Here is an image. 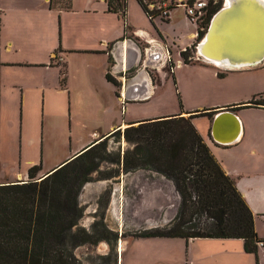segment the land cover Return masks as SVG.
Here are the masks:
<instances>
[{
	"label": "crops",
	"instance_id": "obj_1",
	"mask_svg": "<svg viewBox=\"0 0 264 264\" xmlns=\"http://www.w3.org/2000/svg\"><path fill=\"white\" fill-rule=\"evenodd\" d=\"M125 2V21H123L117 12L108 9V0H33L31 6L22 4L18 0H0V7L2 8L0 12L4 11V13H7L10 11L13 14L12 18L22 14L19 10L24 11V16L34 12L36 14L37 32L41 29L43 34L40 40H45L46 35L50 37L48 48L43 54L41 53L43 57L40 62H36L33 65L38 68L63 66L60 75L56 79L51 80L50 83L45 82L46 76L42 74L30 83L20 86L19 95L22 96V102L24 99L25 104V98L27 97L30 103L31 118L27 121L23 118V114L19 116V137L15 157L12 160L14 163L8 164L7 171L15 174H5L6 177H14L15 180L2 179L0 183L15 182L17 178L27 180L29 167L37 165L40 159H38L39 144L37 139L34 155L29 153L25 147V143H30L29 135H35L36 137L40 135L37 123L40 120L42 127L46 121L45 115L47 117L48 114L55 115L56 113L65 114L69 111L71 112V85L80 86L83 78H86L90 87L95 89L98 97L96 109L93 111L96 116L94 115L92 119L94 130H98L96 138L91 142H80L65 160L56 166L48 168L47 171L41 172V174L37 173V177L45 175L63 162L73 158L86 146L99 140L102 136H108L117 129L123 130L126 126L136 124L139 121L121 118V110L119 111V109L124 107L123 94L132 96L133 94L144 93L137 100H129V102H137L153 91V84L150 82L151 80L144 66L137 69L135 74H131L128 78L125 76V72L128 73L139 62L158 68L162 64L164 65V61L171 53V50L152 31L148 22L149 18L137 0H128V2L125 0ZM53 7L58 15L57 21ZM175 7L170 8L167 18H162V20L173 21V11L171 10ZM12 18L3 21V18L0 17V139L4 135V132L2 135L1 131L2 123L5 124V118L1 113L2 100L3 103L7 101L3 99L2 92H6L7 85L9 88H14L18 85L16 81L8 78L5 83V69H3V66L10 67L13 65L11 63L18 61L19 58L13 60L8 57V54H17L19 45H22L20 40L18 42L14 38L15 27L10 23ZM155 18L150 20L154 27L153 30L157 29L158 33L162 35L163 32L160 30L158 19ZM191 35L195 39L196 33L193 30L190 31ZM2 44L5 50L4 54L1 50ZM79 53L87 55L85 58V61H87V66L85 67L87 77H81L78 69L79 64H75L76 69L70 68L71 56H78ZM21 61L25 63V67L32 62L29 60ZM198 64H209L212 69L210 73L212 77L217 74L218 78H229L228 81L224 80L221 83L222 85H220V88L229 90V93L222 94L223 97L220 95V100L213 101L208 107L199 105V109L181 111L179 114H183V116L195 114L191 118L194 127L206 142L225 173L235 179L238 191L254 214V227L257 233L260 224H264L262 219V216H264V106L242 107L240 105L248 103L256 96L264 98V77L259 76L263 71L264 62L254 66L234 69L208 61L199 62ZM107 73L116 81V84L106 78ZM62 77L63 81L61 80ZM217 90L218 87L216 85L213 92ZM126 103L127 101H125ZM81 105L82 101L79 103V106ZM226 107L238 118L240 132L235 141L220 143L212 136V121L216 114ZM40 110L41 113L39 114ZM204 111L211 112V118L205 114H199ZM101 114L105 116L100 118ZM33 118L36 121V133H25L27 124ZM101 119L105 121L103 122ZM118 178L116 180H119ZM108 183H112L111 180L104 179L96 185H89L86 190L91 194L92 190L108 185ZM92 207L90 206L89 209ZM175 212H171L169 220L174 216ZM81 221L82 224L80 225L84 227L90 222L87 218L81 219ZM170 238L169 242L174 249L172 258L175 259L177 264H210L211 259L217 258L219 262L226 260L231 263L235 261L233 260L235 257L234 253L240 254L242 257L253 254L245 252L243 241L237 238L235 239L240 240V242L236 245L235 252L228 248L231 247L230 240L234 238H189L188 240L180 239L181 237ZM151 242L153 241H150L149 245ZM158 242L162 243L163 241ZM217 247L225 249L215 253V248ZM170 261L169 257L163 256L157 263L170 264ZM253 263L255 262L248 259V264Z\"/></svg>",
	"mask_w": 264,
	"mask_h": 264
},
{
	"label": "rangeland",
	"instance_id": "obj_2",
	"mask_svg": "<svg viewBox=\"0 0 264 264\" xmlns=\"http://www.w3.org/2000/svg\"><path fill=\"white\" fill-rule=\"evenodd\" d=\"M18 1L25 5L31 6L33 4V0ZM183 1L185 2V0ZM200 1L207 3V0ZM220 1L223 6L225 0ZM185 10L182 5L173 8L171 10L173 11V21L171 22L165 21L166 19L162 20V17H156L160 30L163 32L162 35L158 33L157 29L153 30V24L147 18L152 31L167 44L171 53L165 59L164 65L162 64L158 68L139 62V64L132 67L130 72H125V76L128 78L131 74H135L137 69L144 66L151 80L150 82L153 84V91L137 102H129V100L123 98L124 107L119 109V111L121 110V118L123 117L126 120H145L164 115L179 114L181 111L199 109V105L208 107L213 101L220 100V95L229 93V90L220 88L221 83L224 80L228 81L229 78H218L217 74L212 77L210 74L212 69L209 64H198L199 62H206L198 58L196 52V45L203 39L205 34L202 39H197L196 37L193 39L194 36H190L191 30L196 33L197 25L194 21H191ZM19 12H22V14L13 18V14L10 11L7 13H4V11L0 12V17L3 18V21L12 18L10 23L15 27L14 38L18 42L20 40L22 44L21 46L19 45L17 54H8V57L13 60L15 58L20 60L18 59V61L11 63L13 65L10 67L3 66V69H5V83L8 78L16 81L18 85L14 88H9L7 85V93L2 92L3 99L7 101L3 103L2 100L1 107L5 124L2 123L1 131L2 135L4 132V135L0 139V180H15L14 177H6L5 174H15L7 171L8 164L14 163L12 160L15 157L19 137V116L23 114V118L27 121L31 118L30 103L27 97L25 98L26 103L24 104V99L22 102V96L19 95L20 86L30 83L42 74L46 76L45 82L50 83L51 80L56 79L60 75L63 68V66L38 68L33 65L36 62H40L43 57L41 53L43 54L48 48L50 37L46 35L45 40H40L43 34L41 29L37 32L36 14L34 12L28 16L23 15L24 11L19 10ZM54 14L57 21L58 15L55 10ZM1 47L4 54L3 44ZM186 47H189L188 53L191 56L188 64L183 62L180 55V51ZM86 57V54L79 53L78 56L73 55L70 59L71 69L75 68L76 63L79 64L78 69L81 77H87L85 72V67L87 66ZM21 60L32 62L25 67V63ZM259 76L264 77V68ZM216 85L218 90L213 92ZM70 95L71 112L69 111L65 114L56 113L55 115L48 114L47 117L45 115L46 121L44 125L41 127L40 120L37 123L40 135L37 137L29 135L30 143H25L29 153L34 155L37 139L39 144L38 159L40 158L37 164L40 165V168L37 173L39 174L65 160L80 142L93 141L96 138V133H98V130H94L92 120L93 116H96L93 111L98 103L95 89L90 87L86 78H83L80 86L71 85ZM80 101H82L81 106H79ZM125 101H127L126 104ZM104 116V114H101L100 118ZM35 129L36 121L33 118L27 124L25 133H36ZM123 130H119L120 134L115 132L105 139V150L110 154H108L106 160L99 163L98 171L104 173L118 167L120 168V165L118 166L110 161L117 154L122 156L125 151H128L129 158H132L133 144L126 141L122 134ZM98 171H93L91 173V181L84 184L79 193V201L84 208L81 219L87 218L90 221L85 225V228L91 229L94 223H98L96 234L103 236V238H100L96 244L86 243L75 248L74 255L78 259L77 264H158L157 261L163 256L171 259L170 264H177L175 259L172 258L174 249L169 242L170 237H137L133 239L131 236L138 231L163 226L168 222L171 212L176 211L179 204V196L171 180L149 169L139 168L129 172L121 171L119 176L106 179L111 180L112 183L97 187V191L92 190L91 194H89L86 190L89 185H96L99 181L104 180L98 179ZM117 177H119V180H116ZM17 180L20 181V178H17ZM90 206L93 207L89 209ZM81 219L79 224H82ZM262 219L264 220V216H262ZM102 225L105 229L112 231V234L102 232ZM257 230L260 232L257 231L258 237L264 238L263 223L260 224ZM114 233H117V239H114ZM150 241L153 242L149 245ZM158 241H163V244ZM230 241L231 247L228 248L235 252L236 245H238L240 240L232 239ZM224 249L223 247H217L215 248V253ZM108 254L111 256L107 257L106 255ZM234 254L233 260L235 261L231 263L226 260L219 262L217 258L211 259L210 264H248V259L255 262L253 264H264V247L262 246L258 247L257 254H248L244 257L237 253Z\"/></svg>",
	"mask_w": 264,
	"mask_h": 264
},
{
	"label": "trees",
	"instance_id": "obj_3",
	"mask_svg": "<svg viewBox=\"0 0 264 264\" xmlns=\"http://www.w3.org/2000/svg\"><path fill=\"white\" fill-rule=\"evenodd\" d=\"M137 2L149 20L160 16L147 8L155 0ZM221 6L220 0H207L196 21L197 39H202L212 15ZM172 7L175 6L169 8ZM108 9L125 21V0H108ZM188 50L186 47L180 51L187 64L191 57ZM106 78L116 84L109 73ZM240 106H264V98L253 97ZM199 114L212 116L207 111ZM193 116L174 114L126 126L122 134L133 144V156L129 158L125 151L110 160L120 168L98 171L99 163L110 154L105 150V139L115 132L120 134L117 129L41 177L36 176L40 165H33L27 171V180L1 182L0 264H77L74 249L86 243L96 244L103 238L96 234L98 223L91 229L79 224L84 212L79 193L91 181V173L98 171V179H112L121 171L139 168L153 170L171 180L179 204L166 224L135 232L133 238H237L243 241L245 252L257 254L258 247L264 244L259 245L263 239L256 233L254 214L238 191L235 179L225 173L197 132L191 121ZM102 228V232L112 234L103 225ZM113 235L118 238L117 233Z\"/></svg>",
	"mask_w": 264,
	"mask_h": 264
},
{
	"label": "water",
	"instance_id": "obj_4",
	"mask_svg": "<svg viewBox=\"0 0 264 264\" xmlns=\"http://www.w3.org/2000/svg\"><path fill=\"white\" fill-rule=\"evenodd\" d=\"M196 52L201 59L220 62L232 69L264 62V0L225 3L212 15L203 39L196 45ZM123 98L137 100V96L125 94ZM239 132L236 115L227 107L221 109L212 121L213 138L220 143H230Z\"/></svg>",
	"mask_w": 264,
	"mask_h": 264
},
{
	"label": "built area",
	"instance_id": "obj_5",
	"mask_svg": "<svg viewBox=\"0 0 264 264\" xmlns=\"http://www.w3.org/2000/svg\"><path fill=\"white\" fill-rule=\"evenodd\" d=\"M214 1L216 2L218 0ZM205 4V2L200 0H193L192 2H189L188 0H185V2L183 0H173V2L167 0H159L156 2L148 3L147 8L149 9V11H157L161 17H165L168 15L170 5H182L186 9V14L188 15V17H190L191 21H194L196 23V21L200 18L202 14V10L205 7ZM262 239L263 240L259 243V245L264 244V238Z\"/></svg>",
	"mask_w": 264,
	"mask_h": 264
},
{
	"label": "bare ground",
	"instance_id": "obj_6",
	"mask_svg": "<svg viewBox=\"0 0 264 264\" xmlns=\"http://www.w3.org/2000/svg\"><path fill=\"white\" fill-rule=\"evenodd\" d=\"M229 0H225V3H227ZM213 63H215V64H219V65H223L222 63H220V62H216V61H212ZM179 64V63H178ZM144 95V93L142 94V93H140V94H133L132 96H137V99H139V98H141L142 96Z\"/></svg>",
	"mask_w": 264,
	"mask_h": 264
},
{
	"label": "clouds",
	"instance_id": "obj_7",
	"mask_svg": "<svg viewBox=\"0 0 264 264\" xmlns=\"http://www.w3.org/2000/svg\"><path fill=\"white\" fill-rule=\"evenodd\" d=\"M220 8H221V7H220ZM196 35H197V32H196ZM184 49H185V48H184ZM184 49H183V50H184ZM198 58H200V57L198 56ZM200 59H201V58H200ZM201 60L206 61V60H204V59H201ZM208 62H209V61H208ZM118 176H119V175H118Z\"/></svg>",
	"mask_w": 264,
	"mask_h": 264
},
{
	"label": "flooded vegetation",
	"instance_id": "obj_8",
	"mask_svg": "<svg viewBox=\"0 0 264 264\" xmlns=\"http://www.w3.org/2000/svg\"><path fill=\"white\" fill-rule=\"evenodd\" d=\"M132 69V68H131ZM131 71V70H130ZM130 71H128V72H130Z\"/></svg>",
	"mask_w": 264,
	"mask_h": 264
}]
</instances>
